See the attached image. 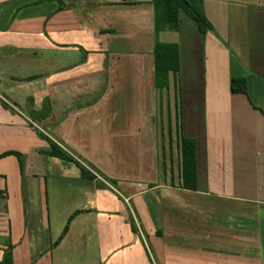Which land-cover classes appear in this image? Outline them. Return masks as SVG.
<instances>
[{
	"label": "crops",
	"instance_id": "obj_1",
	"mask_svg": "<svg viewBox=\"0 0 264 264\" xmlns=\"http://www.w3.org/2000/svg\"><path fill=\"white\" fill-rule=\"evenodd\" d=\"M204 11L205 34L183 10L156 32L152 0H0V155L21 154L0 156V261L10 240L16 264H264V0Z\"/></svg>",
	"mask_w": 264,
	"mask_h": 264
},
{
	"label": "trees",
	"instance_id": "obj_2",
	"mask_svg": "<svg viewBox=\"0 0 264 264\" xmlns=\"http://www.w3.org/2000/svg\"><path fill=\"white\" fill-rule=\"evenodd\" d=\"M152 2L155 10L156 32L167 28L177 29L179 26V13L181 10H183L194 21H196L199 30L203 34L213 28L211 21L208 19L204 11V0H152ZM154 54L156 67L164 69H179L180 60L178 45L162 43L159 40H156ZM231 88L233 92L247 93L246 79L240 76L232 77ZM50 108V101L49 99H46L44 104V110H46V113L50 111ZM33 118L35 117L33 116ZM44 137L51 145L52 155L61 158H67L73 161L80 168L81 177L83 179L90 181L95 180L99 188H111L110 184L115 186L117 183L116 180L110 179L103 175L98 169L95 168L92 163L77 154L61 139L50 137L45 134ZM194 151L195 143L191 139H184L183 152L186 166L185 179L186 186L188 188H195L196 167L194 163ZM9 154H16L21 158L20 153L12 150L5 151L0 156H6ZM74 215L75 213L69 217L68 222L65 225L63 232L55 242V245L58 244L67 233L70 221ZM133 229L135 231L137 230L135 223H133ZM0 264H16L13 256V244L10 242V240H8L6 243L4 255L0 261Z\"/></svg>",
	"mask_w": 264,
	"mask_h": 264
},
{
	"label": "built area",
	"instance_id": "obj_3",
	"mask_svg": "<svg viewBox=\"0 0 264 264\" xmlns=\"http://www.w3.org/2000/svg\"><path fill=\"white\" fill-rule=\"evenodd\" d=\"M0 97L3 98V95H2L1 93H0ZM3 99H4V98H3ZM10 105H11L13 108L17 109L13 104L10 103ZM17 110H18V109H17Z\"/></svg>",
	"mask_w": 264,
	"mask_h": 264
}]
</instances>
